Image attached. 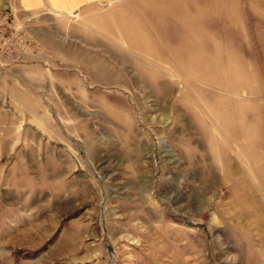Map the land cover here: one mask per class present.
<instances>
[{"label":"rangeland","instance_id":"374dc122","mask_svg":"<svg viewBox=\"0 0 264 264\" xmlns=\"http://www.w3.org/2000/svg\"><path fill=\"white\" fill-rule=\"evenodd\" d=\"M18 1L0 264H264V0Z\"/></svg>","mask_w":264,"mask_h":264},{"label":"crops","instance_id":"0c3cea01","mask_svg":"<svg viewBox=\"0 0 264 264\" xmlns=\"http://www.w3.org/2000/svg\"><path fill=\"white\" fill-rule=\"evenodd\" d=\"M13 0H0V8ZM18 1V0H17ZM42 1H46L50 7L59 12H74L91 0H19V4L24 7L32 8L39 6Z\"/></svg>","mask_w":264,"mask_h":264}]
</instances>
